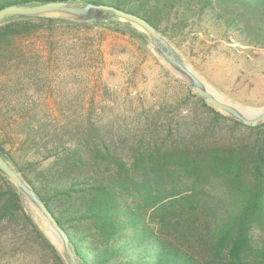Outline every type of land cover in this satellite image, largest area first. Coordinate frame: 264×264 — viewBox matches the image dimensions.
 <instances>
[{
    "label": "trees",
    "instance_id": "16d2710c",
    "mask_svg": "<svg viewBox=\"0 0 264 264\" xmlns=\"http://www.w3.org/2000/svg\"><path fill=\"white\" fill-rule=\"evenodd\" d=\"M49 1L54 0H0V9ZM64 1L113 5L135 13L175 46L188 30L209 21L241 42L264 47V0ZM105 18L113 21L115 31L146 39L130 23L111 15ZM100 22L10 17L0 22V66L13 62L4 60L2 51L9 53L7 58L24 55L14 42L17 37L59 23ZM192 94L216 117L247 135L216 141L179 134L122 155L93 134L94 126L39 121L29 128L24 142L26 148L44 154L43 159L21 164L0 141V152L65 228L82 264H264V123L245 125ZM50 159L47 166L41 164ZM21 222L27 238L21 250H38L50 264H66L29 214L23 193L0 170V225Z\"/></svg>",
    "mask_w": 264,
    "mask_h": 264
},
{
    "label": "rangeland",
    "instance_id": "374dc122",
    "mask_svg": "<svg viewBox=\"0 0 264 264\" xmlns=\"http://www.w3.org/2000/svg\"><path fill=\"white\" fill-rule=\"evenodd\" d=\"M112 27L109 18L89 26L54 24L14 40L24 55L7 58L9 53L1 52L4 60L13 62L0 66V141L20 164L43 159L44 154H36L24 142L29 128L39 121L50 125L58 119L94 126L93 134L116 146L122 155L179 134L214 137L216 141L247 135L230 121L216 117L185 82L171 75L147 37H130ZM238 44L252 45L228 34L224 27L203 21L174 47L226 100L264 110V47L253 45L262 51L250 59L249 49ZM7 77L11 80H5ZM26 205L49 237L47 223L29 201ZM24 227L22 222L0 225V264H50L38 250H21V242L27 240ZM258 237L254 233L255 243Z\"/></svg>",
    "mask_w": 264,
    "mask_h": 264
},
{
    "label": "water",
    "instance_id": "95a60500",
    "mask_svg": "<svg viewBox=\"0 0 264 264\" xmlns=\"http://www.w3.org/2000/svg\"><path fill=\"white\" fill-rule=\"evenodd\" d=\"M106 15H111L121 21L128 22L143 31L150 42V46L163 61L168 72L177 79L185 82L208 105L248 126H258L264 123V110L239 106L215 92L184 62L174 45L166 36L147 19L135 13L128 12L113 5L94 3L79 5L69 1L54 0L37 4L6 6L0 9V22L13 16H58L77 22H98L103 21ZM0 170L18 187L24 195V200L29 201L39 216L47 223L51 233L50 238L46 236L55 245L66 264H82L65 228L60 225L55 215L34 187L27 182L15 165L6 159L1 152ZM52 234L56 236L57 242L52 239Z\"/></svg>",
    "mask_w": 264,
    "mask_h": 264
},
{
    "label": "built area",
    "instance_id": "2783aa9c",
    "mask_svg": "<svg viewBox=\"0 0 264 264\" xmlns=\"http://www.w3.org/2000/svg\"><path fill=\"white\" fill-rule=\"evenodd\" d=\"M233 40V39H232ZM238 46L242 49H249V53L247 54V57H249L250 59H252L256 54H258L260 51H262V49L258 48V47H254L253 45L251 46H247V45H241L238 44Z\"/></svg>",
    "mask_w": 264,
    "mask_h": 264
},
{
    "label": "bare ground",
    "instance_id": "6f19581e",
    "mask_svg": "<svg viewBox=\"0 0 264 264\" xmlns=\"http://www.w3.org/2000/svg\"><path fill=\"white\" fill-rule=\"evenodd\" d=\"M52 235H53L54 241L57 242V238H56V236H55L54 234H52Z\"/></svg>",
    "mask_w": 264,
    "mask_h": 264
}]
</instances>
